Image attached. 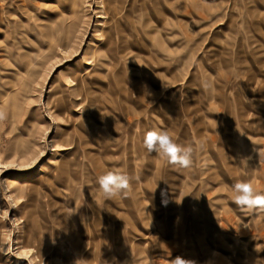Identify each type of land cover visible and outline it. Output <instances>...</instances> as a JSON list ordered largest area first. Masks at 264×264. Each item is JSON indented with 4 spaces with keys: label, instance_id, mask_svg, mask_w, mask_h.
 Wrapping results in <instances>:
<instances>
[{
    "label": "rangeland",
    "instance_id": "1",
    "mask_svg": "<svg viewBox=\"0 0 264 264\" xmlns=\"http://www.w3.org/2000/svg\"><path fill=\"white\" fill-rule=\"evenodd\" d=\"M75 1L0 0V264L264 258V214L232 202L238 181L264 192V0ZM111 7L122 23L134 10L143 45L153 24L151 58L93 79L85 53ZM153 129L193 146L192 166L149 153ZM115 168L131 190L105 199L97 177Z\"/></svg>",
    "mask_w": 264,
    "mask_h": 264
},
{
    "label": "clouds",
    "instance_id": "2",
    "mask_svg": "<svg viewBox=\"0 0 264 264\" xmlns=\"http://www.w3.org/2000/svg\"><path fill=\"white\" fill-rule=\"evenodd\" d=\"M143 146L149 153H156L171 165L188 169L193 164L194 147L178 144L166 130L147 131L143 139ZM131 181L132 177L121 169L115 168L98 176L96 182L104 198L113 199L121 194H127L131 190ZM161 196L162 204L166 206L168 203L167 193L162 191ZM232 202L245 214H264V192L258 191L251 182L238 181L232 186ZM262 250H264V246L257 244L255 251ZM105 264H109V262L105 261ZM170 264H197V262L176 256ZM206 264H210V262H206ZM253 264H264V258L257 256Z\"/></svg>",
    "mask_w": 264,
    "mask_h": 264
},
{
    "label": "bare ground",
    "instance_id": "3",
    "mask_svg": "<svg viewBox=\"0 0 264 264\" xmlns=\"http://www.w3.org/2000/svg\"><path fill=\"white\" fill-rule=\"evenodd\" d=\"M107 1V0H106ZM100 2H104L100 0ZM74 4H76L75 0H70V5L73 7ZM123 9V8H122ZM121 10H117L115 7H111L108 10L104 12L106 16H101V22L100 27L98 29L99 35L103 40L101 42H95L93 41L90 46H88V49L86 50V55L88 62L86 64L90 65L89 67H85L84 74H87L90 78H99L101 75L103 76V73H112V71L108 70L106 65H108L111 60L114 59H121L124 57L127 61H141V57L143 55L142 49L143 46L147 48V55L149 58H151V50L153 46V36L152 32L155 30L153 24L147 22L146 28H149L145 31L146 37L144 39H140V41H146V44L143 45L142 42L137 41V36H141L142 26L140 24L136 25L135 20L132 16V11H134L132 8H127V12L125 13V23L121 22V17H123V13L120 12ZM102 14V12H101ZM163 13H159L158 20L159 22H164L163 20ZM147 16L150 18L153 16V11L150 9V13L147 14ZM133 18V19H132ZM146 20V19H145ZM122 24L125 25V30H127V33L129 34V37H132V42L134 44L130 45L132 42L129 39V37L121 34V32L124 31ZM142 43V44H141ZM133 47L129 48V47ZM137 48V50H135ZM149 50V51H148ZM146 55V54H145ZM129 63V62H128ZM29 69V68H28ZM125 69H119L116 76H120L121 73L124 74ZM147 70V69H146ZM106 71V72H105ZM135 74H143L144 72L150 73L148 71H142V68H138L136 66L134 70H132ZM83 75L80 74V76L76 73L74 74L72 81H75L77 85H81L86 81L83 78ZM79 76V77H77ZM133 83V82H132ZM8 101H9V95H7ZM5 99V98H4ZM13 105V103L11 104ZM9 108V107H8ZM50 161V160H48ZM51 163V162H49ZM55 163V161L53 162ZM61 168V171L64 172L66 170V166L64 164L58 166ZM65 173V172H64ZM12 185H16L17 181L12 180L10 182ZM120 245V244H117ZM120 252V249H118Z\"/></svg>",
    "mask_w": 264,
    "mask_h": 264
}]
</instances>
